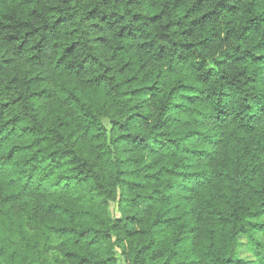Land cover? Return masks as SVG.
Returning <instances> with one entry per match:
<instances>
[{"label":"trees","instance_id":"16d2710c","mask_svg":"<svg viewBox=\"0 0 264 264\" xmlns=\"http://www.w3.org/2000/svg\"><path fill=\"white\" fill-rule=\"evenodd\" d=\"M118 257L264 264V0H0V264Z\"/></svg>","mask_w":264,"mask_h":264},{"label":"clouds","instance_id":"9594fccd","mask_svg":"<svg viewBox=\"0 0 264 264\" xmlns=\"http://www.w3.org/2000/svg\"><path fill=\"white\" fill-rule=\"evenodd\" d=\"M241 103H242V100H241L240 96H237L235 98V100L233 101V106L236 107V108H239Z\"/></svg>","mask_w":264,"mask_h":264},{"label":"rangeland","instance_id":"374dc122","mask_svg":"<svg viewBox=\"0 0 264 264\" xmlns=\"http://www.w3.org/2000/svg\"><path fill=\"white\" fill-rule=\"evenodd\" d=\"M105 125L108 126V123L105 122ZM111 210H113V212H115V210L113 209V207H111ZM118 264H124L123 260L121 258L118 257Z\"/></svg>","mask_w":264,"mask_h":264}]
</instances>
